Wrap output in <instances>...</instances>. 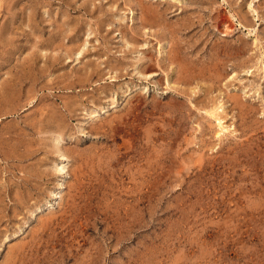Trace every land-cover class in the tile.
I'll use <instances>...</instances> for the list:
<instances>
[{"label":"rangeland","instance_id":"rangeland-1","mask_svg":"<svg viewBox=\"0 0 264 264\" xmlns=\"http://www.w3.org/2000/svg\"><path fill=\"white\" fill-rule=\"evenodd\" d=\"M0 264H264V0H0Z\"/></svg>","mask_w":264,"mask_h":264},{"label":"bare ground","instance_id":"bare-ground-1","mask_svg":"<svg viewBox=\"0 0 264 264\" xmlns=\"http://www.w3.org/2000/svg\"><path fill=\"white\" fill-rule=\"evenodd\" d=\"M217 108V107H216ZM210 111V110H209ZM207 113H208V111H207ZM211 113V112H210Z\"/></svg>","mask_w":264,"mask_h":264}]
</instances>
